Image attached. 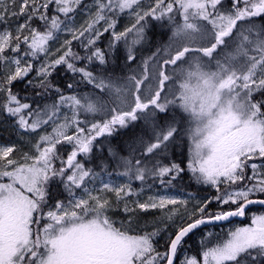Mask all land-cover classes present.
I'll list each match as a JSON object with an SVG mask.
<instances>
[{
    "label": "snow or ice",
    "instance_id": "snow-or-ice-1",
    "mask_svg": "<svg viewBox=\"0 0 264 264\" xmlns=\"http://www.w3.org/2000/svg\"><path fill=\"white\" fill-rule=\"evenodd\" d=\"M50 4L58 13L51 18L46 14ZM78 7H83L81 0H21L17 12L13 0L11 15L27 19L15 33L0 30V65H14L0 82V111L13 118L21 134L38 136L22 160L16 158L20 149L15 144H0V264H174L195 230L243 217L249 205L264 206V199L252 198L264 195V163L255 162L264 161V99H255L257 92L264 95V0H230L228 8H223V0H149L143 9L141 0H93L86 10L89 19L77 30L69 25ZM126 12L134 15V22L118 31L117 17ZM8 16L5 5L0 21ZM34 17L45 24L44 31L31 27ZM146 18L166 21L170 35L135 70L131 68L135 47L147 39ZM60 30L71 38L64 41L61 54L37 69L39 86L45 92L56 91L57 100L33 108L10 86L32 71L29 58L47 55L49 42ZM105 34L111 36L107 51L98 46ZM129 36H133L130 42ZM77 40L82 42L83 55L71 50ZM121 41L129 71L118 76L106 66ZM222 49L228 50L219 56ZM60 66L79 75L93 92L65 95L47 83ZM173 111L189 123L186 168L184 161L164 158L180 131L169 115ZM140 121L144 127L130 142L129 153H121L117 170L107 173L126 178L124 183L103 179V166H97V171L78 159L89 157L97 148L103 151L100 140L104 136ZM49 125L51 132L46 130ZM62 143L71 145L66 158L59 156ZM109 152L115 159L116 152ZM57 159L61 164L54 167ZM186 170L196 184L216 192L204 197L192 214L182 216L178 207L168 213L171 223L177 216L180 223L169 234L164 252L153 243L159 229L130 234L106 214L112 196L121 201L134 194V181L143 184L151 177L169 189ZM57 179L67 193V203L58 200L50 205L48 186ZM213 201L220 207L209 212ZM186 203L182 198L157 195L136 207L163 210ZM227 205L234 207L225 209ZM200 257L186 256L181 264H264V214L253 215L249 225L230 230L226 236L205 238Z\"/></svg>",
    "mask_w": 264,
    "mask_h": 264
},
{
    "label": "trees",
    "instance_id": "trees-1",
    "mask_svg": "<svg viewBox=\"0 0 264 264\" xmlns=\"http://www.w3.org/2000/svg\"><path fill=\"white\" fill-rule=\"evenodd\" d=\"M42 2H45L43 0ZM21 0H15V10L18 12L19 6H20ZM230 7V0H223V8ZM7 8L9 9V16L6 20H9L10 23H7L8 27L5 26V23H0V30L3 29H10V25L14 22L18 21H24L27 17L18 16L13 17L11 15V11L13 9V0H8L7 2ZM0 9H2L0 7ZM41 12H44L45 10L43 8L40 9ZM46 14L49 18H51L53 15H58V13L55 12V5L50 4L49 8L46 10ZM61 19L63 20L64 17L61 16ZM177 19H179L177 17ZM260 21L257 19V23ZM146 26V32H147V39L144 41L143 44L138 45L135 47V56L136 61L134 64L131 65L132 69L138 70L139 67L142 65V62L151 56V54L156 51L158 47H161L162 45L167 43V38L170 35L169 31V24L165 22H161L158 20H154L151 18H146L145 21ZM31 27L38 28L40 31H44L45 24L38 18L34 17L31 21ZM12 31V30H11ZM13 32V31H12ZM14 33V32H13ZM128 38H132L129 36ZM70 39V38H69ZM111 39L110 34H105L99 41L98 46L103 48L105 51L108 49V43ZM235 39V38H233ZM86 40V38H85ZM129 42L131 41L128 39ZM229 45H233V40H229ZM71 50L74 53H79L81 55L84 54V49L82 47V42L80 40L74 41L71 45ZM228 49H222L218 53L219 56H222L225 51ZM126 53V46L123 43V41L120 42L118 48L115 50L114 54L109 55V62L107 64V68L109 73H114L115 75H124L127 74L129 71L128 66H126L124 56ZM34 63L37 62V59L33 60ZM83 63H86L89 68H94V65L91 63H87V61H84ZM213 61V65H214ZM33 71H30V76H27L24 80H18L12 83L11 90L13 93H16L22 102L30 103L33 108L39 104L41 107H43L45 104H52L56 102L58 93L54 90L44 91L43 88H41L40 85V78H32ZM32 81V84H29L28 82ZM47 83H50L51 85L58 86L61 90V92L65 95L68 94H76V95H87L93 92V88L91 85H88L87 83L83 82L79 75H74L71 72H69L65 66L57 67L54 71H52V74L47 79ZM71 83L73 84V88L69 89L67 88V85ZM35 85V87L33 86ZM38 92H43L44 94L41 96H37L36 94ZM107 98V97H106ZM3 97L0 98L2 100ZM255 99H264V95L257 92L255 93ZM169 115L173 117L176 122L180 126V131L176 137V139L169 144L167 151L164 153V158L166 161H184L185 168L186 163L189 157V148H190V141L187 138V130L189 128V123L186 117H184L179 112H170ZM81 120L84 119V116L81 115ZM88 119L91 120L92 117L89 115ZM164 119V118H161ZM144 127V122L140 121L137 122L133 127L125 129H120L117 133H114L112 136H104L100 143L103 144V151H101L99 148L94 150V152L89 157H83L80 156L78 159L81 160L82 163H85L87 167L93 168L97 171H99V168L97 166H103L106 169V173H113L116 169V161L119 159V156L121 153L127 154L129 153V144L132 141V139L138 135L141 134L142 129ZM72 131V130H70ZM15 138H20V134H18V129L15 127V123L13 118L9 117L6 113L0 111V141L3 143H11ZM59 148V156L65 157L66 155L71 151V145L67 143H62L58 146ZM33 150V147L30 145V151ZM109 150H112L116 152V158H112L110 156ZM61 164L60 159H57L53 162L54 167H59ZM190 173L185 172L182 179H178L174 185L169 188L175 191H181L183 193H189V194H195L198 196H210L215 195L216 190L210 186L203 185V184H196L194 181L190 179ZM138 181H134L133 183H137ZM145 185H152V188H159L158 182L154 181L151 177L144 182ZM224 186L221 185V188ZM162 188V187H161ZM48 192H49V201L48 203L50 205L54 204L58 200H63L64 202L67 201V193L65 192L63 186L59 183V180H54L50 182L48 186ZM253 199H264V195H255L252 197ZM218 207H220L216 202H212L209 206V212H215ZM225 209L234 207L232 205L224 206ZM47 211V209H45ZM252 211H264V209L259 208H250L247 212V216L244 222H236L237 224H245L248 223L249 216L248 213ZM196 212V211H194ZM193 212V213H194ZM199 213H197L198 215ZM228 225V224H227ZM213 229H216V227H211ZM207 229L205 228L198 230L196 232H193L190 234L184 243V245L179 249L177 256L175 257L174 264H177L179 257L182 254L185 255H196L199 257V254L201 252V245L202 241L204 240L203 233ZM168 242V239L161 243V245L158 247L157 251L164 252L166 250V244Z\"/></svg>",
    "mask_w": 264,
    "mask_h": 264
},
{
    "label": "rangeland",
    "instance_id": "rangeland-1",
    "mask_svg": "<svg viewBox=\"0 0 264 264\" xmlns=\"http://www.w3.org/2000/svg\"><path fill=\"white\" fill-rule=\"evenodd\" d=\"M43 0H41L42 2ZM8 0H0V7L3 8L5 5L7 6ZM83 7H78L74 13L71 14V24L69 26H74L77 30H79L83 25H85V22L89 19L87 14V9L92 7L93 0H81ZM149 5V0H141V9L147 8ZM56 7V6H55ZM22 18H24L22 16ZM65 19V18H64ZM63 19V20H64ZM134 15L131 12H126L124 14H121L117 17L118 24H117V30L121 31L126 26H129L132 22H134ZM10 23L9 20L0 21V23ZM24 21H18L14 22L10 25L11 30L15 33L16 29L19 24L24 23ZM103 25H101L102 27ZM27 34V33H25ZM133 37V36H131ZM71 38L68 33H66L63 30H60L55 33L54 39L49 42L47 49L48 53L47 55L39 54L37 56V62L34 63L33 59L29 58L31 62L33 63V77L32 78H38L37 75V69L41 67V65L46 64L47 62L55 59L59 54H61V50L64 47V41L66 39ZM132 40V38H128ZM8 55H12L11 53H8ZM34 59V60H35ZM9 69L14 70V65H0V82H2L6 75L9 72ZM30 76V73L28 74ZM2 95H0V98ZM64 112L67 111L65 108L63 110ZM71 115V113H69ZM64 118L63 114L59 117V119L62 121ZM48 132H51L52 125H49L46 129ZM18 134H20V138H15L11 143H3L0 141V144H15L17 148L20 149L16 153V158L21 159L23 157L24 153L30 152V145L33 147V141L38 140V136L36 135H23L18 130ZM42 134V133H41ZM256 163H264V161L257 160ZM251 170L249 169V173ZM102 178L113 182L116 184L124 183L126 178H122L118 175H108V174H101ZM5 182H7V179L5 178ZM91 187V185H89ZM133 195L130 197L117 201L114 196L111 197V207L107 211L108 217L114 222V225L116 227H122L129 231L130 234H147V233H153L157 229H159V234L153 237V243L154 247L158 250V247L161 245L162 242L166 241L169 234L174 232L175 228L180 223V217L177 216L175 218V223H171L168 220V213L173 210L177 209L180 212L182 216H185L186 214H192L194 211L197 210V206L202 202L203 196H198L195 194H189V193H183L179 191H175L172 189H164V188H152L148 187V185H145L144 183L141 184L140 182L133 183ZM80 194L79 192L77 193ZM157 195H169L174 196L177 198H182L187 201L186 205H179V206H173L169 205L166 209H147V210H140L138 207H136V204L138 202H148L150 197H155ZM67 203V201L65 202ZM127 206V210H125V207ZM264 214V211H252L248 213L249 220L248 223L245 224H237L232 223L227 226H222L216 229L210 228L204 231L203 237L204 239H214L216 236H226V234L230 230H234L237 227H243L246 225H249L251 223V217L253 215H261ZM168 225L167 230H165V225ZM42 226V225H41ZM36 227L35 225L33 226ZM210 234V235H209ZM186 256H193V255H185L182 254L177 264H181V262L185 259ZM198 259H201L200 254Z\"/></svg>",
    "mask_w": 264,
    "mask_h": 264
},
{
    "label": "water",
    "instance_id": "water-1",
    "mask_svg": "<svg viewBox=\"0 0 264 264\" xmlns=\"http://www.w3.org/2000/svg\"><path fill=\"white\" fill-rule=\"evenodd\" d=\"M250 208L264 209V206L259 205V204L249 205V206L247 207V209H246V214H245V216H243V217H232V218H230V219L227 220V221L215 222V223H213V224L204 225V226H202L200 229L195 230L194 232H196V231H198V230H201V229H205V228H211V227H218V228H219V227H222V226H224V225L230 224V223H232L233 221H236V222H238V223H240V222H244L245 219H246V216H247V212H248V210H249ZM174 262H175V258H174Z\"/></svg>",
    "mask_w": 264,
    "mask_h": 264
},
{
    "label": "flooded vegetation",
    "instance_id": "flooded-vegetation-1",
    "mask_svg": "<svg viewBox=\"0 0 264 264\" xmlns=\"http://www.w3.org/2000/svg\"><path fill=\"white\" fill-rule=\"evenodd\" d=\"M232 223H235V222H232ZM232 223H230V224H232ZM230 224H228V225H230ZM224 226H227V225H224ZM216 228H218V227H216Z\"/></svg>",
    "mask_w": 264,
    "mask_h": 264
}]
</instances>
